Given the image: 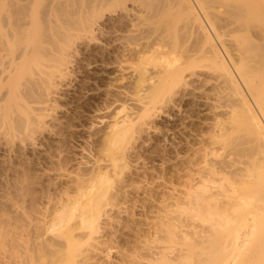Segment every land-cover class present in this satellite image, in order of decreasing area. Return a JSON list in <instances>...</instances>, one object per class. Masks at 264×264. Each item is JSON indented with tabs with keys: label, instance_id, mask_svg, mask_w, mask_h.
<instances>
[{
	"label": "rangeland",
	"instance_id": "obj_1",
	"mask_svg": "<svg viewBox=\"0 0 264 264\" xmlns=\"http://www.w3.org/2000/svg\"><path fill=\"white\" fill-rule=\"evenodd\" d=\"M103 1L105 0H0V217L4 219V223L0 220L1 226L4 224L0 228V234L9 232L8 236L5 237L7 233L4 235V240L0 236V259L4 263L8 261V257L15 260L20 254L17 260H13L14 264H20L23 260V264H159L161 261L158 262L156 256L158 250L170 262L188 250L187 254L193 255L184 242L178 239L171 242L167 234L156 230L159 218L147 209L144 200L147 196L143 192L147 187L167 183L170 190L174 188L172 192L178 198L186 191L182 184L188 178L190 184L191 180L200 178L201 173L205 174L209 165L222 160L229 153L228 147H220L221 144L258 143L256 140V143H252L253 139L249 135L237 132L230 116L221 113L223 110L220 112L214 108L218 103L214 99L220 96L217 94L223 85V76L207 57L204 60L202 48L194 40L195 37H192L189 27L185 28L188 23H185L184 17H181L182 12L178 10L181 12L179 13L177 7H173L175 13L178 12L176 17L173 9L170 11L168 8L170 12L165 13L167 16L173 15V20L170 16L173 22L165 14L158 15L160 19H156L162 24L167 23L162 28L171 30L170 35L172 33L173 37L166 38L171 41L167 42L169 47L166 45V48L164 46L159 49L160 53L170 50L167 55L163 54L164 51L161 53L164 56L160 57V62L158 58L157 62L166 66L164 70L167 71H163V65L158 67V63V66L152 64L143 68L138 60L139 54L132 53L130 55L133 57H130L127 51L133 50V46L138 51L134 42L137 44V39L142 38L144 30L147 33L154 28L151 21L156 16L149 14V17H154L151 21L149 17H143V23L142 18L138 17L144 15L143 6L146 8L145 4L150 0ZM207 1L208 5L213 1L211 11L219 15L217 12L221 5L218 4H226L221 7L228 8L231 4L235 6L240 0ZM167 2L169 3L167 0L164 4L166 7ZM155 3H151L154 9L156 6L164 7L162 0H155ZM151 4L149 3L150 10ZM215 6L218 11L214 9ZM121 16L129 19L128 30V21L122 20ZM260 18L263 23L264 14ZM260 18L259 21L251 19L252 31L256 32L254 29L264 27ZM118 20L124 21L125 23L121 21L124 25L119 21L123 25L120 26ZM146 20L150 22L147 23ZM116 23L120 26L119 29ZM157 23L156 29H161L159 21ZM172 25L176 26V34L170 28ZM253 26L255 27L252 28ZM145 34L143 35L146 36ZM132 36L134 39L137 37L135 41ZM129 37L130 41L127 39ZM257 43L258 46L261 45V42ZM197 48L200 55L192 51ZM123 49L127 51V57ZM189 53L191 56L194 54V57L197 55V58L189 60ZM128 56L130 60L127 59ZM162 60L166 63H162ZM179 63H184L185 67L181 64L183 68H180ZM174 65L178 69H184V73ZM168 69L174 72L176 70L183 76L179 79L176 72L177 77L174 78L176 74ZM161 71L165 74L162 72L159 75ZM142 72L146 75H142ZM155 73H158L157 77ZM158 75L161 76L160 79ZM212 94L217 96L212 97ZM200 97L206 101L200 100ZM217 99H220L219 103H225L223 98ZM203 102L210 104L204 108L201 107ZM209 106L214 107L212 109ZM203 109L205 112H202ZM115 121L120 124L123 122L122 127L125 126L126 131L123 141L111 156L107 152V135L111 132L109 127ZM221 128L226 130L224 143L213 140ZM243 139L247 142L243 143ZM196 140L200 144L194 146ZM210 140L216 143L212 144ZM203 145L209 146L203 148ZM191 146L198 150L194 157L184 152L186 147ZM204 149L208 152H204ZM206 152L207 160L204 156ZM256 163L263 169V156H258ZM188 169V174L195 175H190L191 178L185 180L184 173L180 174L178 171ZM104 178L113 181L109 195H115L116 200L104 207L108 218L107 221L105 217L101 219L97 233L90 237L85 231H75L77 220H71L65 224L69 228L67 238L59 237L52 231L44 234L43 243L41 239L39 242L45 246L36 247L41 250L39 256L38 252L32 254L37 250L35 246L40 245L35 239L36 234L39 232L42 237L44 233L43 224L41 226L45 219L43 214L46 212L49 214L46 217H53L54 209L60 205L68 204L71 207L84 203L95 192L98 181ZM2 214H8L9 217L4 215V218ZM10 217L11 220L16 218L15 222L22 227L19 229L27 233L22 234L21 230H17L18 227L10 229L6 222H9ZM50 217L49 220L52 219ZM184 220L173 221L177 233L180 236L188 234L189 241L196 242V231H201L208 225L201 221L186 223ZM15 222L10 221V225L16 224ZM7 225L9 228H4ZM13 225L11 227H15ZM12 230L17 237L21 231L20 242L17 241L20 238L15 240L17 237L10 232ZM44 230L46 233V229ZM23 238L27 244L22 242ZM260 238L259 234L257 240ZM15 250L19 253L16 257Z\"/></svg>",
	"mask_w": 264,
	"mask_h": 264
},
{
	"label": "bare ground",
	"instance_id": "obj_2",
	"mask_svg": "<svg viewBox=\"0 0 264 264\" xmlns=\"http://www.w3.org/2000/svg\"><path fill=\"white\" fill-rule=\"evenodd\" d=\"M97 1H99V0H97ZM105 1H107V0H105ZM105 1H103V2H105ZM117 1L120 2L123 0H117ZM127 1H130V0H127ZM132 1L142 2L139 0H132ZM162 1H164V3H162L164 6V4L167 0L166 1L162 0ZM168 1H169V3L167 2V4H168L167 7H166V5L164 7L156 6L157 4L155 3V0L154 1H152V0L148 1L150 4L152 2H154L156 4L155 9L153 8L154 5L151 4L152 9L150 10L151 6L149 7V3L145 4L148 8L147 7L145 8V6H143L146 14L144 13V15L142 14L138 17L142 18L141 19V22H142V20H144L143 17L146 16L145 18H148L149 14L156 16L154 18L153 16L150 15V17L148 18L150 21L153 18L155 19V20L153 19L151 21V24L154 26V28H153V26H150V24H147L148 26H150V28H153V29H149V31H147V33L144 30V32L146 34L143 32L141 34L142 38L137 39L138 40V42H136L137 44H135V42H134V45H136L135 47H138V51H137V49L134 48L132 42H131V44L133 46L132 48H133L134 52H132L133 50L129 49V48H127V49H129L130 52L126 48H125V50L128 51L129 55L130 54L132 55V53L133 54L138 53L139 54L138 60H139L140 64L143 65V68H146L145 66L152 65V64L155 65L156 63H158L157 62L158 58L162 57L163 54L167 55V53L170 51L169 50L168 52H166L162 49L165 53L162 51L163 54L161 55L162 52L160 53L159 49L164 48V46L166 48L169 45L167 43L169 40L166 38L171 36L172 33L170 35L171 30L168 31L167 29L165 30L164 28H162V27H164L163 24L167 26V23L165 22L166 24L165 23L162 24V23H160V20H158V21H159V24L161 25V29H159V28L156 29L155 24H156V26L158 25V23H157L158 21L156 19H157V17H159L158 19H160V16H158V15L165 14L166 12L169 11V9H170V11H171V9H173V12H174L173 15H175L174 17H176V14L179 11H181L182 13L179 12L183 15L181 17H184L185 23H188V25H189L188 26L184 23L186 25L185 28L189 27L190 30L189 29L188 30L191 31V34H193V36L192 35L191 36L195 37L194 40L202 48L201 51L203 52V54H205V55H203L205 57L204 60L207 57L209 59L208 61H211V64H213L212 66H214V68L216 70L218 69L220 71L219 73H221V76H223L222 77L223 78V82H222L223 85L220 88L218 86L219 91L217 90L218 91L217 95L220 94V96H218V97L223 98L225 103H223V104L219 103L220 99H217L218 98L217 97L214 100L216 102L218 100V103L216 104V107H214V106L213 107L219 109L220 112L223 110L221 113H223V114L226 113L230 116L232 123H234L236 126L235 129L237 132L241 133V135L242 134H244L246 136L249 135L250 139H251V137L253 139V141H251L252 143H256V141L258 143L250 144V145L249 144H246V145L241 144L240 142H242V141H243V143H245V141L247 142V140L243 139L242 141L239 142L240 144H221V145L219 144L220 147L222 145H224V147H226V148L228 147L227 149L229 150V153H227L225 155V157L222 156L223 157V159L221 158L222 160H220V161L217 160L218 162L216 161V163L213 162L211 165H209L210 167L208 166L207 171H205V174L201 173L202 175L200 174V176H199L200 178H198L196 180L195 179L191 180L192 182L190 184H188L190 182V180H188L189 179L188 177H190L191 173L188 174V172H189V169L191 172V167L187 171H184V172L178 171L180 174L184 173L185 180H186V178H188L186 180L187 183L185 182L187 185L185 183L182 184V185H184V188H186V191L183 190L184 192H182L181 196H179L178 198L176 196H174L175 193L172 192L174 190V188H172L173 190L172 189L170 190V187L168 188L166 186L167 183H164L165 185L164 184L160 185V186L157 185V187L151 186V187L146 188V190L143 193H144V196H147L144 198V200L147 203V209L150 210L151 213L156 214V216L159 218V226L156 228V230L158 232L167 234V237L171 240V242H175V241H177V239H178V241L180 240V241L184 242L185 246H187L191 250V253L193 254V255L187 254L189 252V250H188V252H186V253H180L176 257V259L173 260V262H170L165 257V254L163 252H161L160 250H158V253H156V256H158L160 259L157 257V260H159L158 262H160V261L162 262V263L160 262L159 264H264V170H263L264 168L263 169L260 168L259 167L260 165H258L259 163H256L258 156H263V159H264V45H263L264 27L259 28V29L257 28L258 30L254 29V30H256V32L252 31L253 29H251L252 20L257 19V21H259L258 18H260L264 14V0H240L243 2L239 1V3L236 4L235 6H232V4H231V6L230 5L228 6V8H226V7L223 8L226 4H224V5H223V3L218 4L219 6L223 5V7L220 6L221 9L223 8L222 11H220L221 9L219 10L216 7L217 5L215 4L216 6L214 7V9L219 10V12H217L218 10L216 11L219 15H217L215 13V11H211V9H213V7L211 8L210 6L213 5L212 4L213 1L209 2L211 5L207 4V2H208L207 0H171V1L168 0ZM156 2H157V0H156ZM235 2L236 1H234V4H235ZM237 2H238V0H237ZM102 4H100V5L102 6ZM104 4H106V3H104ZM173 7L174 8L177 7V11L178 10L179 11L178 12L176 11L177 13H175V11H174L175 9ZM149 10H150V12H147ZM152 10H154V13L153 12L151 13ZM166 14L164 16H166V18L168 20L173 16V15L167 16ZM169 14H171V13H169ZM126 15H127V13H126ZM161 18H162V16H161ZM121 19L124 20L127 18L122 17ZM171 19L173 20L174 18L172 17ZM171 19L169 21L173 22ZM122 20H118V23H119V21H120V23L125 21V20L124 21H122ZM138 20H140V19H138ZM147 20L145 22L149 23L150 21H147ZM260 20H261V18H260ZM126 21H128L127 22L128 23L127 28H126L128 30V26H129L130 21H129V19H127ZM153 21L154 22L156 21V23H153ZM145 22H144V24H145ZM162 22H164V21L162 20ZM260 23H262V20ZM263 23H264V21H263ZM263 23H262V25L264 26ZM136 24H137V22H136ZM169 24L170 23H168V26H169ZM123 25L120 24V26H123ZM180 25H181V23H180ZM262 25L260 24V26H262ZM116 26L118 27L117 23H116ZM120 26L118 27V29L120 28ZM136 26H138V24ZM172 26H170V28L173 30V33H175L174 30L176 29L175 28L176 26H173L174 29L172 28ZM254 27L255 26H253L252 28H254ZM121 29L119 31H122ZM124 29L125 28H123V31H124ZM141 29H143V28H141ZM134 30H137V29H134ZM184 30H186V29H184ZM175 31H177V30H175ZM189 31H188V33H189ZM125 32H126V30H125ZM131 33H133V32H131ZM134 33H136V32L134 31ZM134 33H133V35H135ZM143 34H145L146 36H144ZM179 34H177V35H179ZM138 35H139V33H138ZM189 35H190V33H189ZM130 38L131 37H129L127 39L129 40ZM171 38H173V37L171 36L170 39ZM181 38H180V40H181ZM135 39L133 37L134 41H135ZM187 39H189V38H187ZM176 41L178 42V40H176ZM164 42H166V44ZM170 42L171 41H169V43ZM196 42L194 43L195 45H196ZM257 42H261V45L258 46ZM127 44L128 43H126V45ZM131 44H129V45H131ZM171 46H172V44H171ZM129 47H131V46H129ZM188 48H189V46H188ZM191 48H192V46H191ZM173 49H175V48H173ZM197 49L192 50V51H196L195 54L197 53L200 55V53H198L199 49L198 50ZM118 51H119V49H118ZM127 51H125V53ZM157 51L161 56L157 55L158 54ZM185 51H187V50H185ZM191 53H189L190 56L188 55L189 58L187 57L189 60L193 59L192 57H194V54H193V56H191L192 55ZM186 54H188V53H186ZM131 55H130V57H133ZM125 56L127 57V53L125 54ZM200 57L201 56H199V58ZM196 58H197V55H195L194 59H196ZM127 59L130 60L131 58L129 59V56H128ZM160 61H161V58H160L159 62ZM163 61L164 60H162V63H166V61H164V62ZM178 61H180V60H178ZM168 63H171V62L168 61ZM158 64H159V66H158ZM158 64H156L158 67L163 65V66H161V67H163L162 68L163 71H167V70H164V67L166 68V66H164V64H161V65H160V63H158ZM181 64L182 63H179L178 66L180 67V66L184 65V63L182 65ZM178 66L176 67L174 65V67H176V69L179 68ZM122 67H123V65H122ZM158 67H157V70H158ZM184 67H185V65H184ZM182 68H183V66H182ZM144 70H146V69H144ZM170 70L168 69V71H170ZM183 70L178 69V71H180V72L182 71V74L185 71V70L184 71ZM163 71L159 72V75H161L160 73H162ZM178 71L175 70V72H174L171 70V72H174L176 74V75H174V78L177 77L176 72H178ZM180 72H178L179 79L181 76H183V75H181ZM143 74L144 73L142 72V75ZM157 74H156V77H157ZM145 75L146 74H144V76ZM153 76H152V78H153ZM171 77L173 78V76H171ZM160 78H161V76H159V79ZM155 79H153V80L155 81ZM183 79H185V78H183ZM146 80H148V79H146ZM152 82H150V83H152ZM212 86H214V84ZM214 95H216V94H214ZM214 95L212 97H214ZM202 99L200 97V100H202ZM228 99H231V100H228ZM204 100L206 101L205 98L202 101H204ZM214 100H212V101H214ZM209 104L210 103H208V102H205V103L203 102L201 107L206 108L205 105H209ZM209 107H211V106H209ZM213 107H211V108L213 109ZM207 109H208V106H207ZM207 109H206V111H207ZM209 110H210V108H209ZM215 111H216V109H215ZM202 112H205V109H203ZM216 112H218V110ZM216 112H214V113H216ZM122 124H123V122L120 124L119 122L115 121L111 125V127H109L111 129V132L107 135L108 142H109L107 152L111 156L114 153L115 149H118L119 144L123 141V138L125 137L124 134H125L126 128H125V126H123L124 127L123 128ZM220 126H224V125H220ZM224 129H225V127H224ZM224 129L221 128L219 130V133L217 134V136H215L216 138L213 140H216V142H220V143L223 142L224 143L225 137H226L225 136L226 130H224ZM238 138L240 140L242 139L240 137V135ZM239 139H238V141H239ZM208 140L209 139H207L206 141L208 142ZM254 140H256V141H254ZM210 141L212 142V144L216 143L212 140H210ZM196 142H197V140L195 141V143ZM195 143H194V146L197 144L198 145L200 144L199 142L196 144ZM209 145L211 146L210 142H209ZM209 145H206V147H205V145H203L202 147L207 148ZM214 145L216 146V144H214ZM247 145H249V146L247 147ZM194 146L193 147L191 146L190 148L184 147L186 149L184 151L185 154L188 152L187 154L188 155L191 154L190 155L191 157H194L195 155H197L198 150ZM216 147H219V146H216ZM215 148H213V149L215 150ZM222 149H224V148H222ZM201 150H203V149H201ZM205 151H207V150L204 149V152ZM207 152L204 153L205 157L207 156ZM212 152L210 151V153H212ZM259 154H261V155H259ZM256 155H258V156L255 159ZM203 160L205 161V159H203ZM206 160H207V157H206ZM207 162H209V161H207ZM190 163L188 161V164H190ZM190 166H191V164H190ZM119 168H122V167H119ZM193 169L195 170V168H193ZM185 170H186V168H185ZM196 172H197V170H196ZM198 172H200V171L198 170ZM192 174H193V172H192ZM175 175H176V173H175ZM193 175H195V174H193ZM193 175H191V176H193ZM197 175H199V174H197ZM112 183H113V181L110 179H106V178L101 179L100 181H98L95 192L92 193L90 195V197L84 203L77 204V206L73 205L71 207H69L68 204H64L63 206L60 205L61 207L59 206V208L54 209L55 211H53L54 214L52 213L53 217L51 216L52 217L51 220L48 219V217H50V216L46 217V215H49V214H46V212H45L43 215H45V219L50 221V223L46 222L45 219H44V221L42 219L43 222L41 221L42 222L41 226L43 224L42 228L46 229V233H45V230L43 229L44 233H42V237H41V234L37 231L38 233L36 234V236L40 234L39 237L35 236V239H37V242H39L41 239V242L43 243V241H44V240L42 241V238L44 239L43 235L44 234L47 235L51 231L54 233L56 232L57 236H59V237L67 238L69 236V233H68L69 231H67V230H69V228H66L65 224H66V222L68 223V221H71V220H77V222L75 224V226H76L75 231H81V232L85 231L86 234H88L90 237H91V235L97 233V231L99 229V222L101 221V219L105 217V221H107L106 219L108 218V212L106 210H104V207L106 205L114 203L116 200L115 195L114 196L109 195V193H110L109 190L112 188V186H111ZM146 203H145V205H146ZM4 210H7V209L4 208ZM9 213H10V210H9ZM2 215L4 217V215H8V214H2ZM11 215H13V214H11ZM15 215H16V213H15ZM8 217H9V215L7 216V218ZM12 217H14V216H12ZM12 217L9 218V222L5 220L7 222V224H9L10 229L12 228L14 230L18 227L17 230L22 231V229H21L22 227L19 226L20 224L18 225L16 223L17 221L15 222L16 218H14L15 220H11ZM16 217H17V215H16ZM27 218L31 219L30 216L29 217L27 216ZM2 219L0 217L1 221H2ZM29 219H27V220H29ZM179 219H185L184 221L186 223H189V222L195 223V222L201 221V223L204 222V224L208 225V227L205 226L207 229L205 228L201 231L198 229L199 231H196V235H197V241L196 242L195 241H189L190 239L188 238V234L180 236V234H178L176 229H175L173 221H178ZM10 221H12V222L14 221L17 224V226H16V224H14L15 227H11L13 225V223L10 225ZM205 222L208 224H206ZM1 223H0V228L4 225L3 224L1 226ZM29 225H28V227H29ZM9 226L8 225L4 226V228L5 227L9 228ZM41 226L37 225V227H41ZM19 227H21V228L19 229ZM57 227H59V229H56ZM7 228H6V231H7ZM25 228L26 227H24L23 229H25ZM28 229H30V227ZM13 230L10 232L15 235ZM18 231H16V232H18ZM21 231H20V233H21ZM22 232H23L22 234H25L26 231L25 232L22 231ZM33 232H31V233H33ZM6 233L4 232V235L6 234L5 237L9 235L8 231ZM20 233H19L18 237H17V234L15 235V238L17 237L15 240L20 238L19 240H17L19 242H20V240H22V238L20 237ZM2 234H0V236H3V237H1L3 239L4 235H2ZM259 234L262 238L257 240V237L259 236ZM12 237H11V240H12ZM2 239H0V240H2ZM15 240L13 238V241H15ZM13 241H11V243H13ZM25 241L26 240L24 239L22 242L25 243ZM47 241H45V242H47ZM19 242H17V243H19ZM34 242H36V240ZM41 242H39L40 245H36L35 243H33L36 245L35 248L45 246ZM24 243H23V245H24ZM27 243H25V244H27ZM1 244H3L2 241H1ZM11 249H13V248L11 247ZM36 249L37 250H34L32 252V254H36L38 252L37 255L39 256V253L41 252V250L39 248H36ZM17 252H18L17 250L14 251V254L16 253L14 257H16L19 254V253L17 254ZM19 252H21V251H19ZM10 253H11V251H10ZM2 254H3V252H2ZM20 255H18V257ZM194 255H196V257H194ZM18 257H16L15 260H17ZM9 258L10 257H8V261H6V263H4L3 260L1 261V259H0V264H12V263L14 264V262H13L14 259L13 258L9 259ZM23 263H24V260H23V262L21 261L20 264H23Z\"/></svg>",
	"mask_w": 264,
	"mask_h": 264
}]
</instances>
